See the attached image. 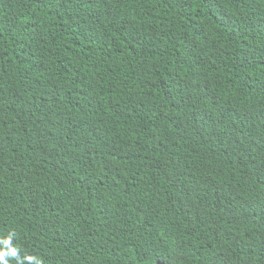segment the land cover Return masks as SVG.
<instances>
[{
	"label": "trees",
	"instance_id": "16d2710c",
	"mask_svg": "<svg viewBox=\"0 0 264 264\" xmlns=\"http://www.w3.org/2000/svg\"><path fill=\"white\" fill-rule=\"evenodd\" d=\"M10 233L43 264H264V0H0Z\"/></svg>",
	"mask_w": 264,
	"mask_h": 264
},
{
	"label": "clouds",
	"instance_id": "9594fccd",
	"mask_svg": "<svg viewBox=\"0 0 264 264\" xmlns=\"http://www.w3.org/2000/svg\"><path fill=\"white\" fill-rule=\"evenodd\" d=\"M12 235L13 233H10L6 239L0 241V244L3 245V249L0 250V264H9V260L7 259L8 257H15L18 264H24V260H27L29 264H43L41 260L32 256L21 259L18 256V248L13 246L11 243Z\"/></svg>",
	"mask_w": 264,
	"mask_h": 264
},
{
	"label": "water",
	"instance_id": "95a60500",
	"mask_svg": "<svg viewBox=\"0 0 264 264\" xmlns=\"http://www.w3.org/2000/svg\"><path fill=\"white\" fill-rule=\"evenodd\" d=\"M157 264H164L163 262H158Z\"/></svg>",
	"mask_w": 264,
	"mask_h": 264
}]
</instances>
